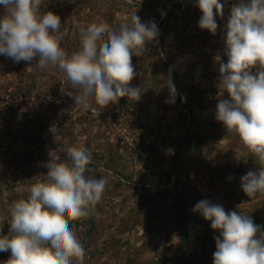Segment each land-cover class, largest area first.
Here are the masks:
<instances>
[{
  "label": "rangeland",
  "instance_id": "obj_1",
  "mask_svg": "<svg viewBox=\"0 0 264 264\" xmlns=\"http://www.w3.org/2000/svg\"><path fill=\"white\" fill-rule=\"evenodd\" d=\"M238 2L220 0L213 35L199 28L195 0H42L41 12L58 15L67 30L61 46L69 55L81 47L79 27L103 21L118 30L135 12L159 35L132 57L131 86L142 88L141 99L93 103L95 111L75 107L58 67L0 55V236L9 234L11 205L47 180L49 154L64 161L69 147L82 146L92 175L108 179L92 215L70 221L85 248L82 264H213L219 231L192 211L204 199L251 215L264 230V197L250 199L241 188L258 165L215 118L219 99H230L218 86L219 65L227 62L224 25ZM170 68L176 96L165 103L169 90L160 85ZM10 255L0 252V264Z\"/></svg>",
  "mask_w": 264,
  "mask_h": 264
},
{
  "label": "clouds",
  "instance_id": "obj_2",
  "mask_svg": "<svg viewBox=\"0 0 264 264\" xmlns=\"http://www.w3.org/2000/svg\"><path fill=\"white\" fill-rule=\"evenodd\" d=\"M41 4L42 0H0V55L17 64L36 61L40 69L58 67L70 85L66 94L84 110L95 111L93 103L106 108L123 97L141 99L142 88L131 86L137 76L132 57L143 56L146 45L159 35L155 22H142L135 12L130 23L110 30L103 21L79 27L73 18L81 47L69 55L61 46L68 33L60 17L52 11L42 13ZM194 6L202 13L199 28L215 35L216 17L223 18L225 5L220 0H195ZM224 42L227 62L219 65L218 86L230 99H219L215 118L228 134L239 137L258 165L241 177L242 191L250 199L264 197V0L232 5ZM171 71L160 85L169 90L165 103H174L176 96ZM92 162L86 146L69 147L64 161L49 154L47 180L31 185L27 199L11 205L9 234L0 236V252L11 253L5 264H82L85 248L70 221L91 216L108 184L107 177L92 175ZM192 211L219 231L213 264H264V230L251 215L227 212L207 199Z\"/></svg>",
  "mask_w": 264,
  "mask_h": 264
},
{
  "label": "trees",
  "instance_id": "obj_3",
  "mask_svg": "<svg viewBox=\"0 0 264 264\" xmlns=\"http://www.w3.org/2000/svg\"><path fill=\"white\" fill-rule=\"evenodd\" d=\"M205 239H207V238H205Z\"/></svg>",
  "mask_w": 264,
  "mask_h": 264
}]
</instances>
